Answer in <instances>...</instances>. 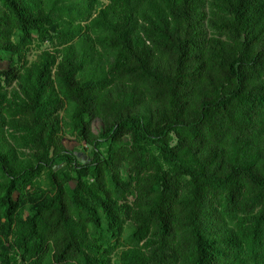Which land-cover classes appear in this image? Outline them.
Returning <instances> with one entry per match:
<instances>
[{"label": "trees", "instance_id": "16d2710c", "mask_svg": "<svg viewBox=\"0 0 264 264\" xmlns=\"http://www.w3.org/2000/svg\"><path fill=\"white\" fill-rule=\"evenodd\" d=\"M3 62L0 264H264V0H0Z\"/></svg>", "mask_w": 264, "mask_h": 264}, {"label": "rangeland", "instance_id": "374dc122", "mask_svg": "<svg viewBox=\"0 0 264 264\" xmlns=\"http://www.w3.org/2000/svg\"><path fill=\"white\" fill-rule=\"evenodd\" d=\"M106 1V0H103ZM49 46L46 45L45 48L47 49ZM37 53L38 51L35 49H32L29 53H28V60L29 61H34L37 57ZM7 67V63L3 62L0 63V68L4 69ZM93 131L94 133H98L99 132V126L96 122L93 123ZM65 146L69 149V150H74L75 152H77L78 154L80 153V155L82 153L84 154H89L90 153V149L88 148L87 151H85V146L79 144L74 137L72 136H67L65 139ZM85 148V149H84ZM81 158H83L84 156H80ZM83 160V159H82ZM85 161V160H84Z\"/></svg>", "mask_w": 264, "mask_h": 264}]
</instances>
